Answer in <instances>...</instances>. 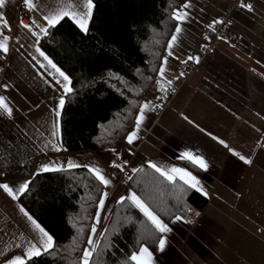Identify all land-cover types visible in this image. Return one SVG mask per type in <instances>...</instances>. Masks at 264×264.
I'll use <instances>...</instances> for the list:
<instances>
[{
    "label": "crops",
    "instance_id": "1",
    "mask_svg": "<svg viewBox=\"0 0 264 264\" xmlns=\"http://www.w3.org/2000/svg\"><path fill=\"white\" fill-rule=\"evenodd\" d=\"M32 3L30 9L25 0H5L0 8L8 22V27L0 24V38H9L8 51L0 50V97L12 109L10 116L0 109V183L15 192L44 173L46 165L98 168L110 183L103 185L104 208L97 207L93 215L96 233L91 232L93 243L87 247L92 252L115 205L133 194L127 180L136 170L145 164L163 171L181 168L199 181L198 192L207 203L187 218L164 223L169 231L162 233L163 249H148L152 264H264V0H187L183 5L189 7L177 9L187 18L177 20L181 31L175 29L177 39L168 44L156 77L162 92L182 77L181 67L199 48L207 25L225 21L240 43L213 40L212 53L181 83L164 114H157L153 99L143 101L136 119L141 107H148L133 143L96 152L64 147L59 102L65 103L68 92L56 82L62 78L47 67L37 44L48 27L46 17L68 5L82 14L87 0ZM249 4L251 10L241 7ZM22 6L31 13L29 27L19 19ZM184 153L203 159L207 168H188L184 161H191L181 158ZM22 193L13 200L0 189V264L17 256L26 261L27 248L40 247L41 234L28 216L35 219L19 202Z\"/></svg>",
    "mask_w": 264,
    "mask_h": 264
},
{
    "label": "trees",
    "instance_id": "2",
    "mask_svg": "<svg viewBox=\"0 0 264 264\" xmlns=\"http://www.w3.org/2000/svg\"><path fill=\"white\" fill-rule=\"evenodd\" d=\"M186 1L92 0L88 31L69 17L47 27L37 44L71 80L60 117L68 151L127 145L142 102L163 93L155 78L177 26L173 14ZM28 185L19 202L53 238L54 247L26 264H83L103 184L78 167L38 173ZM127 185L166 224L201 211L207 203L182 180L170 182L147 164ZM161 237L125 198L113 208L89 264H134L131 255L142 246L155 251Z\"/></svg>",
    "mask_w": 264,
    "mask_h": 264
},
{
    "label": "snow or ice",
    "instance_id": "3",
    "mask_svg": "<svg viewBox=\"0 0 264 264\" xmlns=\"http://www.w3.org/2000/svg\"><path fill=\"white\" fill-rule=\"evenodd\" d=\"M26 5L31 9L34 7L32 0H25ZM5 5V0H0V8H2ZM189 4L183 5V8L189 7ZM94 5L92 0H87L86 3V11H84L82 14L77 13L74 9L71 8V5H68L65 9H62L61 11L57 12L56 14L46 17L47 19V24L49 27L55 26L57 23L60 22L61 19L65 17H69L72 20L75 21V23L80 27L81 30L83 31H88L87 25L88 21L92 15V9ZM241 7H247L249 10H251V5H241ZM173 18L183 22L187 18V13L178 10L176 13L173 14ZM220 22V21H217ZM24 27H29L28 25H24L23 22H21ZM0 24L3 25V27H8V22L6 19H4L3 15L0 14ZM45 35H47V29H42ZM181 28L177 26L176 28V33H180ZM2 35V34H0ZM9 38L7 36H3L0 38V50L3 52L8 51V45H7V40ZM177 36L173 35L172 40L169 42V47L172 46V44L176 41ZM39 51V49H37ZM171 54V53H170ZM41 56H44V59L47 60V67H50L53 69L56 73H58L59 77L62 78V80H57L56 82L58 84H62L65 92H71L72 89L69 86L71 81L67 75H65L64 72H62L50 59H48L47 56L44 55L43 52H40ZM191 59V57H190ZM41 67H45V65H41ZM161 75H163V69L161 70ZM170 83V82H169ZM59 105L61 108L64 106V100L61 99L59 102ZM148 107L147 104L141 107L140 110V115L136 119V130L131 132L128 137L127 141L129 144L133 143L134 138L137 136V132L139 130V126L143 121L144 118V110ZM0 109H3L5 113H7L9 116L12 114V109L8 106L7 103L4 102L3 98L0 97ZM57 116H59V112H57ZM57 133H54V135H57ZM223 143V141H221ZM227 146V145H225ZM57 151L59 150L58 148L56 149ZM182 159H187L191 161L194 165H198L200 168H207L206 162L199 158V157H194L190 153H184L181 157ZM241 160H244L245 163H250L251 161L246 160L243 156L240 157ZM79 165H76L72 162H69L67 164L68 168H74L78 167ZM152 168H154L157 172L160 173L161 176H164L168 181L174 182L176 177L179 176V179L183 180L185 184H187L190 188L196 189L199 191V181L191 175V173L185 171L184 169L181 168H176L173 167L168 171H163L156 165H150ZM113 167L121 168V165H116L113 164ZM62 168L57 167V166H44L42 168V171L48 172V171H60ZM88 171L92 173L99 182L105 186H107L110 181L105 178V176L101 173V171L98 168H88ZM29 185L28 183L22 184L17 191L14 192L12 187H9L8 184L6 183H0V189H3L4 192H6L10 197H12L13 200L18 198L19 193H22L28 189ZM107 197V193H104L103 197L100 199L99 202V208L103 209L104 208V200ZM124 197L121 198V202L124 201ZM128 200L131 201L132 205H134L136 208H138L147 218L149 221H151L152 225H154L155 229L160 232V233H166L169 231V228L167 225H165L150 209L149 207L138 197L133 193L131 196L127 197ZM22 212H24L23 209H21ZM25 216H28L27 212H24ZM28 219L31 220L32 224L34 225L35 229L41 234L40 240L38 243H40V247H38L36 244L31 245L27 250L24 252V255L30 260L34 256H39L42 254V249L43 252H48L50 249L54 247V242L53 238L35 221L33 220L30 216H28ZM177 219H180L177 217ZM99 222V218L97 217V223ZM92 233H96V228L95 226L92 227ZM88 243L91 245L93 243L91 237L88 240ZM165 245V240L160 239L159 240V246L161 250L163 249ZM92 255V252L89 250H85L83 254V264H89V259ZM130 260L134 262V264H152L151 261V253L148 251L147 247L142 246L139 250L138 253H133L130 257ZM10 264H26V261L22 259L21 257L17 256L15 257L12 261H10Z\"/></svg>",
    "mask_w": 264,
    "mask_h": 264
},
{
    "label": "built area",
    "instance_id": "4",
    "mask_svg": "<svg viewBox=\"0 0 264 264\" xmlns=\"http://www.w3.org/2000/svg\"><path fill=\"white\" fill-rule=\"evenodd\" d=\"M23 8V6L22 8H20V11L22 12H20L18 16L20 21L23 22L24 25H27L31 20V13ZM215 39H221L224 42L230 44H239L241 41L240 36L231 28H229L225 21L207 25L202 32V38L199 48L193 55H191V59L189 58L181 67L182 77L174 79L168 86L164 88V91L161 95L150 97V99H153L156 103L158 115L164 114L169 108L171 99L175 95L178 87L187 78L190 72H192L194 68L201 63V60L205 56L212 53V41ZM5 73V70H2V74L5 75ZM146 74L149 78H152V75L147 71ZM155 81L158 83V78H155ZM91 216H93V214ZM93 226L96 225L93 224Z\"/></svg>",
    "mask_w": 264,
    "mask_h": 264
},
{
    "label": "rangeland",
    "instance_id": "5",
    "mask_svg": "<svg viewBox=\"0 0 264 264\" xmlns=\"http://www.w3.org/2000/svg\"><path fill=\"white\" fill-rule=\"evenodd\" d=\"M88 250V249H87Z\"/></svg>",
    "mask_w": 264,
    "mask_h": 264
}]
</instances>
